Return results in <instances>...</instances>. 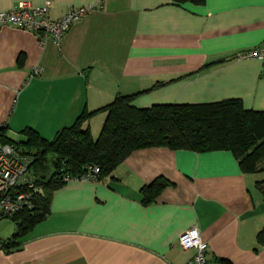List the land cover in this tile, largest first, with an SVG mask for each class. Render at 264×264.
I'll return each mask as SVG.
<instances>
[{
    "label": "crops",
    "instance_id": "obj_1",
    "mask_svg": "<svg viewBox=\"0 0 264 264\" xmlns=\"http://www.w3.org/2000/svg\"><path fill=\"white\" fill-rule=\"evenodd\" d=\"M42 7L49 18L96 6L65 34L60 47L0 27V123L6 139L35 131L46 141L82 113L136 96L132 106L205 105L238 100L264 112V65L238 55L264 44V0H0ZM40 72L32 76L34 70ZM105 113L83 126L96 140ZM229 152L148 148L126 158L100 182L73 181L53 192L47 219L0 242V264H188L178 239L198 226L210 264H264L257 235L264 200ZM166 186L145 203L141 190ZM9 220V219H8Z\"/></svg>",
    "mask_w": 264,
    "mask_h": 264
},
{
    "label": "trees",
    "instance_id": "obj_2",
    "mask_svg": "<svg viewBox=\"0 0 264 264\" xmlns=\"http://www.w3.org/2000/svg\"><path fill=\"white\" fill-rule=\"evenodd\" d=\"M181 4L201 0H174ZM136 96H118L107 107L82 113L74 124L46 141L35 131L22 132L17 142L22 152L34 160L33 172L42 195L34 201L30 211L9 219L15 222L16 240L49 216L50 199L66 184L63 176L81 178L97 168L96 181L109 177L132 153L162 148L193 153L229 152L244 174L264 175V112L247 111L238 100L205 105H155L149 109L132 106ZM105 113L101 133L93 140L84 124L93 116ZM6 143H15L7 140ZM166 182L158 180L141 190L144 202L155 200ZM264 200V179L256 183ZM12 241V240H10ZM3 243L11 248L15 244ZM257 244L264 247V229L257 235Z\"/></svg>",
    "mask_w": 264,
    "mask_h": 264
},
{
    "label": "built area",
    "instance_id": "obj_3",
    "mask_svg": "<svg viewBox=\"0 0 264 264\" xmlns=\"http://www.w3.org/2000/svg\"><path fill=\"white\" fill-rule=\"evenodd\" d=\"M50 2L42 7H34L31 3H18L9 11L0 13V27L8 26L40 36L43 41L51 40L60 47L65 34L84 16L90 14L96 6L70 9L57 20L49 18ZM240 59H254L264 65V44L241 53ZM39 69L32 76L38 75ZM5 125L0 123V218H11L21 212L30 211L34 201L42 195V189L36 185L33 172L34 160L31 155L22 152L17 142L4 141ZM98 169H91V174L81 178L63 176L62 182L96 181ZM179 246L192 254L188 264H210L206 259L208 245L201 238L199 227L196 225L187 230L178 239ZM2 242H0V247Z\"/></svg>",
    "mask_w": 264,
    "mask_h": 264
},
{
    "label": "rangeland",
    "instance_id": "obj_4",
    "mask_svg": "<svg viewBox=\"0 0 264 264\" xmlns=\"http://www.w3.org/2000/svg\"><path fill=\"white\" fill-rule=\"evenodd\" d=\"M11 232V222L8 219L0 221V238Z\"/></svg>",
    "mask_w": 264,
    "mask_h": 264
}]
</instances>
